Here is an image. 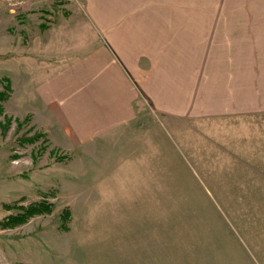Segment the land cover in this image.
Here are the masks:
<instances>
[{"label": "rangeland", "instance_id": "rangeland-1", "mask_svg": "<svg viewBox=\"0 0 264 264\" xmlns=\"http://www.w3.org/2000/svg\"><path fill=\"white\" fill-rule=\"evenodd\" d=\"M168 5L264 16V0ZM114 10L0 0V264H264V114L196 121L139 100L134 124L78 145L44 110L43 78L83 41L104 40L98 25H113ZM41 202L51 212L2 226L23 211L7 206Z\"/></svg>", "mask_w": 264, "mask_h": 264}, {"label": "crops", "instance_id": "crops-1", "mask_svg": "<svg viewBox=\"0 0 264 264\" xmlns=\"http://www.w3.org/2000/svg\"><path fill=\"white\" fill-rule=\"evenodd\" d=\"M112 1L117 20L98 25L104 40L77 45L80 57L51 70L38 91L74 144L134 124L139 100L196 121L264 114L263 12Z\"/></svg>", "mask_w": 264, "mask_h": 264}, {"label": "trees", "instance_id": "trees-1", "mask_svg": "<svg viewBox=\"0 0 264 264\" xmlns=\"http://www.w3.org/2000/svg\"><path fill=\"white\" fill-rule=\"evenodd\" d=\"M0 96L3 98L5 97L4 93H0ZM8 208H19L22 213H17V214H13L8 216L3 222H2V226L3 227H14L16 225L22 224L24 222H26L28 220V218H30L31 216H34L36 214H44V213H49L52 210V205L46 202H41V203H35L32 204L28 207H22L19 206L17 207V205H13V206H7ZM66 219H68L69 217V212H66Z\"/></svg>", "mask_w": 264, "mask_h": 264}]
</instances>
